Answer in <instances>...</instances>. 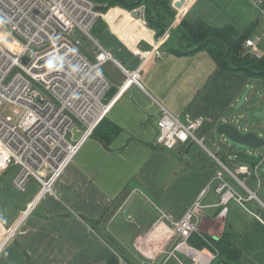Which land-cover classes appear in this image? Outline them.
Segmentation results:
<instances>
[{
    "label": "crops",
    "instance_id": "obj_1",
    "mask_svg": "<svg viewBox=\"0 0 264 264\" xmlns=\"http://www.w3.org/2000/svg\"><path fill=\"white\" fill-rule=\"evenodd\" d=\"M104 17L110 27L95 36L112 52L115 61L108 62L117 71L107 73L117 87L109 99L117 95L105 117L109 123L97 133L102 122L96 127L53 191L23 220L40 184L32 180L20 191L12 184L14 168L0 175V244L7 229L21 220L15 236L0 250V264H190V257L176 248L181 238L171 237L156 222L161 210L180 218L207 186L199 234L221 237L229 229L242 250V264H264V161L250 174H239L243 184L196 142L169 150L156 141L161 105L184 120L204 116L199 134L217 130L231 118L240 91L238 77L245 76L217 68L207 51H162V58L154 54L143 61L137 49L149 50L165 39L155 42V31L144 16L138 18L132 11L116 7ZM183 19H201L215 28L231 25L237 39L251 28L248 39L256 42L259 55L264 54V6L254 0H195L175 20L178 24ZM117 62L130 72L139 68L138 82L120 90L129 77ZM245 82L260 99L257 104L264 102V86L246 77ZM218 148V156L231 168L237 160L250 162L264 155L249 147ZM220 170L246 198L244 203L235 198L221 203ZM248 190L256 191L261 201L249 199ZM211 264L225 263L216 253Z\"/></svg>",
    "mask_w": 264,
    "mask_h": 264
},
{
    "label": "built area",
    "instance_id": "obj_2",
    "mask_svg": "<svg viewBox=\"0 0 264 264\" xmlns=\"http://www.w3.org/2000/svg\"><path fill=\"white\" fill-rule=\"evenodd\" d=\"M177 1L180 0H172V5L180 16L195 0H184L181 7L175 6ZM254 1L260 6L264 3V0ZM104 16L93 0H0V175L14 168L15 188L26 191L32 180L41 186L38 197L28 205L21 220L46 193L53 191L55 181L107 117L117 97L106 99L112 81L102 70L103 64L115 58L93 34L98 19ZM75 30L94 41L95 60L78 47L81 42L72 34ZM246 45L249 53L260 56L253 39H248ZM137 54L143 61L154 54L158 58L164 56L160 46L154 43L149 50L138 48ZM117 64L129 77L120 90L131 81L138 82L139 68L130 72ZM34 90L41 92L44 103L37 99ZM5 104L13 106L11 116L2 115ZM206 120L204 116L184 120L161 105L156 141L169 150L196 142L242 182L239 174H250L252 167L239 164L232 169L218 156L220 148L216 152L209 150L205 135L198 134ZM240 122L238 117L231 123L241 129ZM76 126L82 129V135L74 142L68 134ZM249 126L248 122L244 130H250ZM262 161L264 155L260 158ZM257 167L258 164L254 169ZM217 176L221 179L217 191L223 205L233 198L245 202L246 198L223 178V170ZM208 190L209 186L203 188L180 218L161 210L156 222L159 227L165 226L171 237L181 238L177 247H182L193 260L191 264H210L214 258L207 249L188 243L189 237L199 232L198 218ZM248 191L249 199L261 201L256 191ZM20 221L7 229L0 250L15 236Z\"/></svg>",
    "mask_w": 264,
    "mask_h": 264
},
{
    "label": "trees",
    "instance_id": "obj_3",
    "mask_svg": "<svg viewBox=\"0 0 264 264\" xmlns=\"http://www.w3.org/2000/svg\"><path fill=\"white\" fill-rule=\"evenodd\" d=\"M93 1H95L97 8H100L103 13L111 5L121 6L128 11L142 8L144 10V19L148 27L155 31V37L165 39L164 43L160 45V49L164 52L192 54L199 51H207L215 60L217 68L233 75L241 73L249 81H264V54L254 56L247 52L246 41L249 38L251 28L246 30L237 39L233 35L234 28L231 25L215 28L201 19L194 22L183 19L180 23L173 24L176 19V10L172 5V0ZM262 6H264V3ZM99 25L101 26L98 27ZM107 28L106 23L100 17L93 28L94 36L102 33ZM254 94L256 93L252 95ZM104 122L109 123L105 118L95 133L101 130L100 127ZM114 128L116 131V127ZM237 161L238 165L248 164L254 168L257 164L259 165L260 159L252 160L250 161L251 163ZM237 166L233 165L232 169H235ZM188 243L199 249H210L217 253L220 262L225 264H242V250L238 246L236 238L232 235V231L229 229L221 237H208L199 234V232H194L189 237Z\"/></svg>",
    "mask_w": 264,
    "mask_h": 264
},
{
    "label": "rangeland",
    "instance_id": "obj_4",
    "mask_svg": "<svg viewBox=\"0 0 264 264\" xmlns=\"http://www.w3.org/2000/svg\"><path fill=\"white\" fill-rule=\"evenodd\" d=\"M116 7L127 10L121 6H118V5H114V6L111 5L108 7L105 14L108 13L111 9L116 8ZM178 16H179V12L176 10V16L175 17L178 19ZM102 20L104 21V23H106L107 27H110L109 22L106 21V19H104V17H102ZM100 26L101 25H99L98 27H100ZM147 27H148V25H147ZM78 47L80 49H82L84 51V53L88 55V57H90V58L93 57L95 60L96 46H95L94 41L91 38H87L86 41L82 42L80 44V46H78ZM102 70L106 74L111 73L112 70L115 71V73L117 72L113 68L112 63H110V62H108V63L106 62L105 64H103ZM238 74H240V73H238ZM239 78H240V84H239L240 91L238 92L239 94H237V97L234 98L235 108L232 110L231 118L228 120L230 122H233L236 120V118L239 117L241 119L240 124H241V129L243 132H246V130H244L243 126L249 122L250 123L249 129L255 131L258 134H261L264 137V102L257 104V102H259L260 99H258L257 96H255V94L252 95L253 90L250 86L246 87L249 82H245V77H243L242 75H240L238 77V79ZM254 81H256L258 84L261 83L264 86V82H262V80H253V82ZM263 98H264V96H263ZM12 108H13V106H9V105L5 104L1 109L2 115L4 117L11 116L13 114ZM205 137H206L207 147L209 149H211L213 152H216V146L217 145L220 147L222 145L223 146H225V145H231L232 146L233 145V147H236V148H240V147L241 148H247V146L239 144V143H235V142L231 141L230 139H228L226 136L219 134L217 132V130H215L214 127H212L208 132L205 133ZM223 140H225V141H223ZM251 150L252 151H257V150L259 151L260 150L262 153H264V145L260 148L251 149ZM15 171H16V169H15ZM14 175L15 174L11 173V177H13ZM179 242H181V239L177 242L176 248L182 251V249H180L182 247H177ZM191 262H193V260H190V263Z\"/></svg>",
    "mask_w": 264,
    "mask_h": 264
},
{
    "label": "water",
    "instance_id": "obj_5",
    "mask_svg": "<svg viewBox=\"0 0 264 264\" xmlns=\"http://www.w3.org/2000/svg\"><path fill=\"white\" fill-rule=\"evenodd\" d=\"M184 0H180L175 2L176 7H181ZM100 9V8H99ZM132 13L138 17L141 18L144 16V10L142 8L132 11ZM104 19H106L104 17ZM107 21V20H106ZM80 42H85L87 37L83 35L80 31L75 30L72 33ZM155 42H158V38L154 37ZM30 55V54H29ZM28 57L24 58V61H27ZM117 92V87L113 86L108 94H107V100H109L115 93ZM34 95L37 97V99L44 103L45 99L43 98V95L38 90L33 91ZM217 132L219 134H222L226 136L228 139L235 143H239L242 145H245L252 149L260 148L264 145V137L259 135L253 130H248L246 132H243L237 125L232 124L229 121L221 122L217 126ZM82 135V129H80L78 126L74 127L72 131L68 134V138L72 141H77ZM156 204L161 206L159 201H156ZM163 207V206H162Z\"/></svg>",
    "mask_w": 264,
    "mask_h": 264
},
{
    "label": "bare ground",
    "instance_id": "obj_6",
    "mask_svg": "<svg viewBox=\"0 0 264 264\" xmlns=\"http://www.w3.org/2000/svg\"><path fill=\"white\" fill-rule=\"evenodd\" d=\"M157 227H159V225H157ZM205 249H207V248H205ZM207 251H210L211 253H213L214 254V252L213 251H211L210 249H207ZM216 254V253H215ZM215 254H214V257H215ZM191 259V258H190ZM212 261H213V259H212ZM212 261H211V263H212ZM210 263V264H211ZM191 264V263H190Z\"/></svg>",
    "mask_w": 264,
    "mask_h": 264
}]
</instances>
